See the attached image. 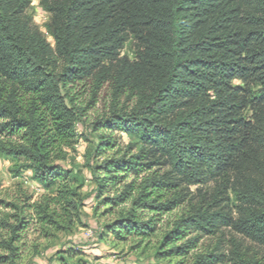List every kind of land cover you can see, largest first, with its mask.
Instances as JSON below:
<instances>
[{
    "label": "trees",
    "instance_id": "16d2710c",
    "mask_svg": "<svg viewBox=\"0 0 264 264\" xmlns=\"http://www.w3.org/2000/svg\"><path fill=\"white\" fill-rule=\"evenodd\" d=\"M30 5L0 0V160L53 193L36 220L60 232L79 219L86 179L64 163L84 139L96 199L122 208L107 227L118 240L145 242L182 208L158 260L217 237L192 264H249L236 239L223 247L231 230L264 249V0H40L52 42ZM24 220L0 221V264H18Z\"/></svg>",
    "mask_w": 264,
    "mask_h": 264
},
{
    "label": "rangeland",
    "instance_id": "374dc122",
    "mask_svg": "<svg viewBox=\"0 0 264 264\" xmlns=\"http://www.w3.org/2000/svg\"><path fill=\"white\" fill-rule=\"evenodd\" d=\"M28 14L32 18L33 25L52 42L46 31L50 16L40 6V0H31ZM134 52L135 43L131 40L127 43L123 55L135 59ZM103 110L104 106L99 102L94 109L88 111V121L94 120ZM78 132L90 142L95 139L90 129L82 125L78 126ZM127 143V139L121 141L123 146ZM87 145L84 139L79 140L74 150L69 151V160L64 163L68 169L79 165L81 176L86 179L85 186L81 190L85 200L80 217L67 231L58 232L43 228L36 220L34 210L31 208L33 205H43L46 198L53 196V193L37 189L29 182L30 174L26 171H23L22 176L16 177L12 173L13 165L0 160V221L4 220L9 225H16V220L23 217L24 221L29 223L21 241L16 243V246L20 247L21 256L18 264H62L60 257H68L70 263L81 260L87 264H176L177 258L158 260L157 253L162 235L167 233L174 218L182 213V208L165 216L157 233L145 242L134 237L118 240L107 227L119 218L122 208L107 212L108 208L96 199L95 185L91 180L89 169L85 166ZM197 189L191 188L190 191L196 193ZM200 189L203 192L212 191L214 184L202 186ZM8 239H10L9 229L0 225V241ZM232 239H236L242 255L249 264H264V249L231 230H225V246L223 247V253L228 257L233 249L230 244ZM216 242L217 237L200 240L197 248L187 257L179 258V262L192 264L197 255L214 247ZM0 255L7 254L0 250Z\"/></svg>",
    "mask_w": 264,
    "mask_h": 264
}]
</instances>
